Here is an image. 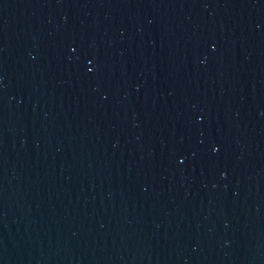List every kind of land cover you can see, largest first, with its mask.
Here are the masks:
<instances>
[{
  "label": "water",
  "instance_id": "water-1",
  "mask_svg": "<svg viewBox=\"0 0 264 264\" xmlns=\"http://www.w3.org/2000/svg\"><path fill=\"white\" fill-rule=\"evenodd\" d=\"M0 264H264V0H0Z\"/></svg>",
  "mask_w": 264,
  "mask_h": 264
}]
</instances>
